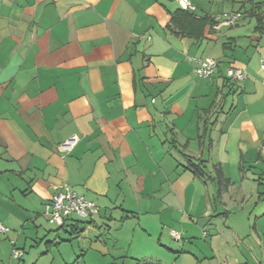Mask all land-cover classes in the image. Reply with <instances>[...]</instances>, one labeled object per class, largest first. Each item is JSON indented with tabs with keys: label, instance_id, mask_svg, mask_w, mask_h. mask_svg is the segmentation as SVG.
<instances>
[{
	"label": "crops",
	"instance_id": "obj_1",
	"mask_svg": "<svg viewBox=\"0 0 264 264\" xmlns=\"http://www.w3.org/2000/svg\"><path fill=\"white\" fill-rule=\"evenodd\" d=\"M191 1L216 22L199 38L172 24L178 0H0L1 223L57 225L69 186L99 208L57 225L86 264H264V0L219 28L244 0Z\"/></svg>",
	"mask_w": 264,
	"mask_h": 264
},
{
	"label": "rangeland",
	"instance_id": "obj_2",
	"mask_svg": "<svg viewBox=\"0 0 264 264\" xmlns=\"http://www.w3.org/2000/svg\"><path fill=\"white\" fill-rule=\"evenodd\" d=\"M42 220L41 225L30 221L25 227L2 223L10 232L0 233V264H86L84 251H80L84 239L69 240L71 235L65 229L57 231V225L43 216ZM15 248L24 252L21 259L13 257ZM88 260L99 264L93 256Z\"/></svg>",
	"mask_w": 264,
	"mask_h": 264
},
{
	"label": "built area",
	"instance_id": "obj_3",
	"mask_svg": "<svg viewBox=\"0 0 264 264\" xmlns=\"http://www.w3.org/2000/svg\"><path fill=\"white\" fill-rule=\"evenodd\" d=\"M178 3L180 8L185 11H196V6L191 0H178ZM243 16H245V14L242 12L233 13L225 19L219 15L216 18L217 21H219V23L216 24V28H219L221 24L234 26ZM197 62L198 66L195 69V73L200 78H211L215 74L219 64L214 58H205L198 60ZM261 70L264 73V61L261 63ZM248 76L247 70L242 67H229L226 70L227 79L233 83L244 82ZM262 82L264 84V77ZM77 142L78 138L73 137L62 144L60 150L64 152L71 151ZM98 212L99 208L95 201L86 199L83 195L79 194L69 186H64L62 189L58 190L45 207V215L48 216L51 222L56 223L61 227L64 226L69 218L77 217L84 220L90 219L98 214ZM9 232L10 229L0 222V233L8 234ZM172 235L176 241H180L182 238L181 233L177 231H172ZM23 256V251H19L16 248L14 249L13 257L15 259H21Z\"/></svg>",
	"mask_w": 264,
	"mask_h": 264
},
{
	"label": "trees",
	"instance_id": "obj_4",
	"mask_svg": "<svg viewBox=\"0 0 264 264\" xmlns=\"http://www.w3.org/2000/svg\"><path fill=\"white\" fill-rule=\"evenodd\" d=\"M231 2H235L234 0H227ZM253 0H244L243 2L240 3V8L236 12H242L244 14H249L250 12L253 13L255 8H252L251 10L246 9L247 3H252ZM254 6L259 5L257 3H252ZM264 4V3H262ZM245 9L246 11H243ZM235 12V13H236ZM259 28L258 29H263V21H264V14L260 15L259 18ZM208 22H214L215 21L211 20L210 17L202 18V19H197L194 12L191 11H185L183 9H180L179 11L176 12L175 15L172 17V24L180 29V33L183 35H191L195 36L196 38H199L200 33L202 29L204 28L205 25H207ZM229 80V79H228ZM230 81V80H229ZM191 166L194 168L193 171L195 174L200 175V176H206V173L203 170V167L200 166L199 164L192 163ZM214 172L215 176L212 177L213 180H217L218 185L220 186V189L222 190V187L228 186L229 180L224 177L223 171L219 165H216L214 167ZM65 225V224H64ZM63 227V226H62Z\"/></svg>",
	"mask_w": 264,
	"mask_h": 264
}]
</instances>
